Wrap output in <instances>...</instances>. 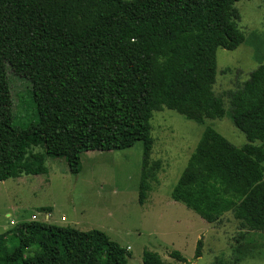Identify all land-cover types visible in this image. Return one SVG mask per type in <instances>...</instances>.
Segmentation results:
<instances>
[{
    "label": "trees",
    "instance_id": "1",
    "mask_svg": "<svg viewBox=\"0 0 264 264\" xmlns=\"http://www.w3.org/2000/svg\"><path fill=\"white\" fill-rule=\"evenodd\" d=\"M238 1L0 0V183L46 172L39 155L27 157L32 147L78 174L82 153L141 141L143 205L161 167L150 161L152 113L166 108L195 122L225 115L212 90L216 51L245 40ZM8 69L31 87L36 120L24 128L13 124ZM230 106L247 142L237 148L206 127L171 199L209 224L232 212L241 227L264 232V64L230 93ZM9 241L0 235V264H128L100 230L30 221L13 229L11 250ZM142 263L165 264L151 251Z\"/></svg>",
    "mask_w": 264,
    "mask_h": 264
},
{
    "label": "rangeland",
    "instance_id": "2",
    "mask_svg": "<svg viewBox=\"0 0 264 264\" xmlns=\"http://www.w3.org/2000/svg\"><path fill=\"white\" fill-rule=\"evenodd\" d=\"M233 8L239 15L236 26L245 40L233 51L217 49L212 87L214 95L222 99L225 115L195 122L166 108L152 113L150 161H159L161 167L156 180L150 182L145 203H138L141 141L124 150L82 153L78 174H72L63 159L47 158L43 149L32 147L27 157L39 155L46 172L21 174L0 183V235L11 241L9 250L13 229L36 215L37 222L104 232L127 251L128 264H143L144 251L157 253L165 264H264V232L241 227L232 212L209 224L171 199V191L206 127L237 148L247 142L231 120L230 93L264 64V0H241ZM7 79L13 124L24 128L36 120L30 84L9 69ZM199 240L201 256L195 258ZM174 251L185 262L171 258Z\"/></svg>",
    "mask_w": 264,
    "mask_h": 264
},
{
    "label": "built area",
    "instance_id": "3",
    "mask_svg": "<svg viewBox=\"0 0 264 264\" xmlns=\"http://www.w3.org/2000/svg\"><path fill=\"white\" fill-rule=\"evenodd\" d=\"M31 221H36V216H32V220ZM10 224L11 225H14V221L10 220Z\"/></svg>",
    "mask_w": 264,
    "mask_h": 264
},
{
    "label": "crops",
    "instance_id": "4",
    "mask_svg": "<svg viewBox=\"0 0 264 264\" xmlns=\"http://www.w3.org/2000/svg\"><path fill=\"white\" fill-rule=\"evenodd\" d=\"M32 216H36V215H32ZM32 216H31V218H32ZM8 217H9V216H8ZM45 218L48 219V218H49V215H46ZM36 221H37V216H36ZM14 223H15V222H14Z\"/></svg>",
    "mask_w": 264,
    "mask_h": 264
}]
</instances>
